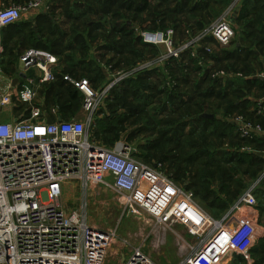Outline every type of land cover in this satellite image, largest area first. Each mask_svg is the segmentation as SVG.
I'll return each instance as SVG.
<instances>
[{"label": "built area", "instance_id": "2783aa9c", "mask_svg": "<svg viewBox=\"0 0 264 264\" xmlns=\"http://www.w3.org/2000/svg\"><path fill=\"white\" fill-rule=\"evenodd\" d=\"M236 2L181 46H175L172 28L139 32L141 42L160 48L161 54L131 71L109 70L108 82L100 89L87 79L62 76L83 96L86 117L51 124L35 102L42 85L56 82L57 59L29 49L19 57L13 74H5L1 67L3 30L31 12H47V0L0 8V264H157L116 229L90 223L86 203L71 211L61 207L58 201L70 182L85 194L98 187L110 191L120 205L138 210L155 227L167 231L173 225L183 227L186 240L173 232L183 256L180 264H224L234 255L250 263V248L259 233L252 212L258 207L255 192L264 180V164L258 180L216 219L200 207L192 191L176 185L161 165L138 161L126 141L105 147L90 134L104 100L122 81L143 70L162 68L171 59L180 60L186 52L196 57L208 38L222 48L229 47L235 36L229 17ZM203 50L212 53L207 46ZM219 75L215 78L222 77ZM256 78L264 81V72ZM20 107L23 111L16 114ZM255 107L260 116L264 98ZM228 121L241 140L264 143L262 124L242 115H233ZM239 151L264 159V150L252 146Z\"/></svg>", "mask_w": 264, "mask_h": 264}, {"label": "trees", "instance_id": "16d2710c", "mask_svg": "<svg viewBox=\"0 0 264 264\" xmlns=\"http://www.w3.org/2000/svg\"><path fill=\"white\" fill-rule=\"evenodd\" d=\"M24 1L19 0L21 4ZM90 1L91 6L89 4L81 5L75 0V26L69 32L70 38L73 37L75 40V66L71 73L76 79L89 80L96 89L101 83L104 84L105 73L109 70L131 71L147 61L156 59L161 54L158 48L141 42L135 34L134 25L142 26L146 23L145 19L150 17L152 20L146 28L147 30L164 31L173 27L182 35L184 28L191 30L193 37L208 27L231 3V0ZM241 4V13L235 18L242 25L238 35L242 42H247L248 47L252 48L244 49L242 46L234 45V49L230 51L228 49L232 46L222 48L217 45L212 53L208 54L202 47L197 49L196 57H192L190 52H186L182 54L180 60L171 59L159 72H157L158 68L138 72L135 76L122 81L119 87L114 89L111 95L104 100V105L97 112L90 129L91 136L98 142H100L98 130L101 131V134L115 133L114 139L110 140L112 146L115 143V138L118 139L116 131L120 130L128 118L137 116V125H143V121H148L146 123L154 129L152 131L155 142L151 146H142L143 154L136 152L135 158L153 166L155 164L148 163L147 159L150 157L144 153L155 149L161 159L159 163H165L167 166L165 170L170 172V175L166 173L167 176L176 185L192 191L194 197L211 212L215 209L213 207H216L218 211H224L229 206L227 212L237 202V199L231 203L229 200L231 197V173L235 169H226V167H233L232 165L235 164L253 167L255 164L261 166L263 163L260 155L239 151L240 148L251 145L256 147L253 148L256 151H263L264 143L260 141L253 143L238 138L240 144L238 143L234 149L230 150H216L213 141H211L220 128L222 131L217 136L218 139L227 138L235 131V126L230 121L216 117L219 110H224L225 114L227 112L231 115L241 114L243 113L241 106L250 105V100L238 101L239 97L246 95L244 90L233 91L232 93L239 96L232 101H228L229 94L226 90L231 85L242 84L248 88L246 91H251V87L258 83L253 80L254 75L249 74L254 71L252 61L260 58L264 63V3H261L262 6L259 9L252 4L249 6L250 2L247 3V0H242ZM94 5L98 7L101 16L99 15L94 22H86L87 18L95 16V11H92ZM211 5L216 7L215 10H212L213 18L203 24L201 18L194 16V13L205 12ZM256 26L258 29L255 30ZM107 27L110 28V36L106 34L109 31ZM96 30L106 38L107 44L100 48L101 51L113 52L112 63L109 64L106 61L104 66H97L94 61L84 60L88 56V40L93 42L98 37L94 36ZM41 31L38 30L39 33ZM36 39L37 35L30 33V42L36 41ZM209 41L212 40L208 38L207 43ZM57 43L58 53H61L63 44L61 41ZM199 60L203 65L198 64ZM210 62L215 64V67L212 68L214 70L216 66L218 68L227 63L228 66L224 69H232L234 76L240 74L241 77L247 76L248 78L246 81L240 77H227L225 80L215 78L211 75L214 70L209 68ZM13 72V69L9 70L8 74H13ZM60 82L51 83L52 85L56 84L54 86V101L62 102V105L65 106L62 115L71 117V120L80 111L83 96L64 82L62 77ZM64 83L68 86H64ZM259 85L261 84L259 83ZM222 87L226 90H222ZM110 97L112 98L110 99ZM220 101L223 103L222 106H217ZM119 105L120 107H118ZM118 109L121 113L117 112ZM203 114L212 115L213 118H201ZM100 115L102 116L100 117ZM191 125L196 128L185 133V128ZM260 170L259 168L258 171ZM258 178L257 176L255 180ZM240 183L241 181L234 183L235 187H240ZM260 184L264 189V180ZM259 192H262L264 196V191ZM211 216L216 219L220 218V215ZM261 251L262 253L264 251V241H261ZM233 260L232 264L237 262L245 264L240 257H235ZM263 263L264 259H260L255 264Z\"/></svg>", "mask_w": 264, "mask_h": 264}, {"label": "rangeland", "instance_id": "374dc122", "mask_svg": "<svg viewBox=\"0 0 264 264\" xmlns=\"http://www.w3.org/2000/svg\"><path fill=\"white\" fill-rule=\"evenodd\" d=\"M24 1V0H23ZM29 1L25 0L24 2ZM23 2V3H24ZM83 4H89L90 2L88 1H83ZM21 4V3H19ZM95 8V7H93ZM216 7L212 6L209 7L205 12H196L194 13V16L201 18V22L208 23L209 20H212L213 18V12L212 10H215ZM96 10H98V7L96 6ZM211 10V12H210ZM149 13V12H148ZM151 13V12H150ZM147 15V14H146ZM55 17V16H54ZM215 17V16H214ZM58 16L54 19H57ZM31 19L26 18V19H21V21L17 22V24L11 28H9L6 32V44L11 42L13 39H16L17 41L19 38H25L24 40L27 42L28 41V35L32 31H38V30H48V26H50V23L47 22V19L45 17H38L35 19V26H32L33 24L30 21ZM97 18L91 16L86 19V22H94L96 21ZM151 18L145 19V24H148L151 22ZM212 23V22H211ZM210 23V24H211ZM233 25L235 26V30H238L241 28V23L237 22V20L233 19ZM48 32V31H45ZM104 37V35H102ZM102 39V38H101ZM239 37L234 36L228 50L232 51L234 49V45L236 43L241 44L242 48L244 49H249L252 47H248L249 44L247 42H239ZM26 44L23 45L22 49H20V52L18 53V56H20L25 49ZM217 44L214 41H209L207 43V47L211 48V50L215 49ZM103 54L110 56L109 53L105 51H101ZM94 62L97 66H100L104 64V61H99L97 59H94ZM14 68H16L17 64H13ZM227 65V63H224L223 66H219L217 68L212 69L214 70L213 73H211L212 76H217L220 73L222 74V77L226 79V77H229L233 75L232 69L226 70L224 69ZM264 66V64H262ZM260 67V69H259ZM256 69L252 72H250V75H254V77H257L258 75H261L264 70H262L261 65L257 64ZM264 69V68H263ZM218 71V72H216ZM220 76V75H219ZM222 78V79H224ZM243 78V81L247 80V76L245 77H240ZM238 83H242L240 81H237ZM103 83H101L98 88L102 87ZM105 84V83H104ZM119 87V86H118ZM253 90L256 89L255 93L251 91H246L248 88L246 86H243L242 84H235L231 85L230 88L227 90L224 89L223 87L221 88L222 90H226L228 92V101L235 100L238 98L235 93H232L233 91L236 90H244L247 92V95L239 97L238 101H242L245 98H250L252 95L254 96V100H261L264 98V89H259L257 85L251 87ZM112 97H110L111 99ZM226 101V102H228ZM251 103V102H250ZM123 104V103H122ZM215 104V102H214ZM222 101L217 103V106H222ZM121 105V103H120ZM120 105L118 107H120ZM251 105V104H250ZM242 109V108H241ZM23 111V107H20L15 113L19 114L20 112ZM239 111V110H238ZM242 111V110H241ZM118 113H121L119 109L117 110ZM224 110H219L218 113H216L217 118H223V120L228 121L229 117H232L233 115H242V113H235L233 115L228 114V112L225 114L223 113ZM107 114V113H106ZM117 114V113H116ZM226 115V116H225ZM102 115H100L101 117ZM77 119L83 120L86 117V114L80 109L78 114H76ZM136 117L128 118V120L120 127V130L116 131V134L118 133V139L115 138V142L124 140L128 143V145L135 150V152H139L140 154H143L142 151V146H151L155 142V138H153V131L152 127H150L146 122L148 121H143L142 124H138L136 122ZM261 118H264V114L262 115ZM262 121V120H260ZM193 125L188 126L185 128V133L191 130ZM158 129V128H157ZM155 129V131H158ZM98 130V127H97ZM96 130V132H97ZM222 129L220 128V131L216 132V135L214 138L211 139L214 143V148L217 150H230L234 149L236 145L239 142L238 135L234 131L230 136L224 139H218L217 136L220 134ZM228 133V131H227ZM115 133H102L101 131L98 130V135H99V143L102 144L105 147L111 146L110 140L114 139ZM252 146V145H251ZM250 146V147H251ZM264 150V149H262ZM144 155H147L150 157V159H147L148 163H153V164H159L162 166V170L170 175V172L165 170V167L167 168L166 164L159 163L161 162V159L158 156L157 151L154 149L151 152H145ZM263 159V158H262ZM264 164V159L263 163L260 165H253V167H248L247 165L244 166H238V165H232L233 167H226V169L234 168L235 171H233L232 178H231V185H230V191H231V197H230V203L232 201H235L236 199L238 200L240 196L250 187L252 186L257 180L256 177H260L261 170ZM259 168L261 169L260 171ZM166 174V175H167ZM256 176V177H255ZM255 177V178H254ZM241 181L240 187L236 188L234 183L236 184L237 182ZM260 186L262 184H259ZM65 186V185H64ZM66 189L63 188V192L61 195V198L58 201V204L63 207L67 211L75 210L78 209L81 205L87 204V218L90 223H93L94 225L100 227L101 229H116L117 233L126 238L132 245L134 246H141L142 251L145 255L150 257L154 262L157 264H180V262L183 259L182 254H180L178 250V245H177V239L173 235V232L179 235L183 240L187 239V233L186 230L178 225H173L170 228V231L163 230L161 228L155 227L150 219L143 215L141 212L138 210L132 211L130 208H124L122 205H120L115 198V196L108 190L103 189V188H95V189H90L88 192L85 194L83 193L79 186L75 184V182H70L66 184ZM264 191V190H262ZM223 199H225L223 197ZM196 202L200 205L202 209H204L207 213L211 215H220L223 216L228 209V207L225 208L224 211H218L216 210V207H213V211H209L203 204L199 202L197 198H195ZM257 203L259 205V208H261L259 211L264 209V196L262 192L257 191ZM262 217L264 216V212L260 213ZM257 248H260L259 245ZM261 251V250H260ZM259 258H264V255L262 254L261 256H258ZM232 258L231 262L228 264H232L234 262ZM236 264H242L241 262H237ZM246 264V262H245Z\"/></svg>", "mask_w": 264, "mask_h": 264}, {"label": "crops", "instance_id": "0c3cea01", "mask_svg": "<svg viewBox=\"0 0 264 264\" xmlns=\"http://www.w3.org/2000/svg\"><path fill=\"white\" fill-rule=\"evenodd\" d=\"M76 1L82 5L83 4L82 2L85 0H76ZM86 1L90 2L89 5L91 6V1L90 0H86ZM234 1H236V0H231V3L229 5H227V8L225 10H227ZM241 1L242 0H237L235 6L232 8V11H231V14L229 17L232 25H233V19L235 20V18L238 17L241 13V5H242ZM249 2H250L249 6L252 4L255 8L259 9L262 6L261 3H264V0H247V3H249ZM19 3H21V2H19V0H0V8L10 6V5H20ZM22 4H24V3H22ZM47 5L49 6V10L47 12L34 11V12H31L30 14L23 16L21 18V19H26V18L31 19L30 21H32L31 22L33 24L32 26H35V24H36L35 19L38 17H45L47 19V22L50 23V26H48V30L42 29L41 33H39L38 31L37 32L36 31L30 32V33H34L37 35L36 41L30 42V40H29L30 34H29L27 42L24 40L25 38L21 37V38H19L18 41L16 39H13L11 42L6 44V42H7L6 41V32L9 28H6L3 30V33H2L3 58H2L1 67H2V71L5 74L10 75V74H8L9 70L15 69L13 64L18 63L19 57L25 51H27L29 49H36V50H41V51L47 52V53L53 55L57 59V67L54 70L56 73V76H57V80H56L57 83L60 82V79L62 76H70V77L75 79V76L72 75L73 73H71L73 71L72 70L73 66H75V40L73 37L70 38V35H69L70 29H73L74 28L73 26H75V22H74V20H75V0H47ZM93 7H95L92 10V11H95L94 17L98 18V16L100 15L98 12L99 10H96L95 5ZM190 7H191V5H190ZM57 16H58V18L54 19ZM148 26H149V23L143 24L142 26H139L138 24L134 25L133 28L136 31L135 34L139 37V32L150 31V30L146 29V28H148ZM107 28H109V27H107ZM205 28H207V27H205ZM233 28H234V31L236 32V36L239 37L238 32H240L241 28H239L238 30H235L234 25H233ZM172 29L174 30V44L176 47L183 45L187 41V39H189V37L192 38V36H191L192 31L189 29L186 30L183 28V30H182L183 34L182 35H180L173 27H172ZM256 29H258L257 26H256L255 30ZM45 31H48V32H45ZM193 31H195V30H193ZM108 32H106V34H107V36H110V34H111L110 28H109ZM95 35L98 36L95 41L91 42L88 40V43H87L88 46L87 47L89 48V51H88V56L86 58H84V60L87 62L94 61V59H97L98 62L104 61L105 63L102 64L103 66L106 65V61H108L109 64L112 63L113 52L112 51L107 52L110 54V56H108V55L103 54L101 52L102 49H100V48H102V46L105 47V45L107 44L105 42L106 38L102 37V35L97 30H96V33H94V36ZM195 36H193V37H195ZM239 39H240V37H239ZM58 41H61L63 44L62 48L64 51L62 50L61 53H58V50H57L58 49V47H57ZM239 42H241V41L239 40ZM24 44H26L25 49L23 50L22 54L20 56H18V53L20 52V49H22ZM204 45L207 46V39L201 44L200 47H204ZM235 46L239 47V46H241V44L236 43ZM158 50L161 52L160 48H158ZM252 62H253L252 63L253 64V70H258L255 68L257 64H260L262 70H264L263 69L264 66H262V64H264V63L262 62V60L260 58L257 59L256 61H252ZM209 65H210L209 66L210 69L215 67V64L212 62ZM160 69H161V67H158L157 72L161 71ZM259 69H260V67H259ZM112 71H114V72H125L124 69H119V70L115 69ZM216 72H218V71H216ZM234 77H235L234 75L229 76V78H234ZM217 78L221 79V80H225L224 77H217ZM222 78H224V79H222ZM104 80H105L104 83L108 82L107 72L105 73V79ZM253 80L258 81V83L256 85L259 89H261V90L264 89V81L263 80L256 79V77H253ZM259 83L261 85H259ZM60 84H61V82H60ZM55 85L56 84L42 85L41 88L39 89V93H38V96H37L35 103L38 105H41L45 116L49 117L53 122H58V120H61L63 122L69 121L71 117H67V115H62V112L65 111V106L62 105V102L56 103L54 101V96H55L54 95V86ZM64 86H68V85L66 83H64ZM101 86H103V84ZM100 88L97 87V89H100ZM255 91H256V89H254V90L252 89L251 92L255 93ZM244 94L247 95L246 92H244ZM253 97L254 96L252 95L250 98H248V97L245 98L247 100H250L251 105L241 106V108H243L242 116L251 120L252 122H257V123H260L264 126V118H261L262 115L264 114V112L260 116H257L255 114L256 113L255 105H256L258 100H254ZM63 98H66V97H63ZM81 110H82V107H81ZM75 118H77V117H75ZM260 120H262V121H260ZM254 147L255 146L253 145L252 148H254ZM65 186H66V184H65ZM65 186H64V189H66ZM262 190H264L263 187H261L259 185L256 192H255L256 198H257V191H262ZM260 209L261 208H259V205H258L256 211L252 212V220H253V223H255V227L258 228L259 233H257L258 235L254 239L253 244L250 248V258H251L250 263L246 262L242 257L234 255L231 258L227 259L224 262V264H228L229 262H231L232 258H235V257L242 258L243 261L246 262V264H255V263H257V261H260L257 259L258 256L262 257V254L264 255V251H263V253H262V251H260L261 250V241H264V216L262 217V215L260 213H263L264 209L259 211ZM258 245L260 248H257ZM259 259H261V258H259ZM262 259H264V258H262Z\"/></svg>", "mask_w": 264, "mask_h": 264}, {"label": "water", "instance_id": "95a60500", "mask_svg": "<svg viewBox=\"0 0 264 264\" xmlns=\"http://www.w3.org/2000/svg\"><path fill=\"white\" fill-rule=\"evenodd\" d=\"M22 77H23V76H22ZM256 79H258V78H256ZM16 82H17V79H14V80H13V85H15ZM201 118L212 119L213 116H212V115H208V114H203V115H201ZM46 122H47L48 124L53 123V121H52L49 117H46ZM60 122H61V120H58V123H60Z\"/></svg>", "mask_w": 264, "mask_h": 264}]
</instances>
